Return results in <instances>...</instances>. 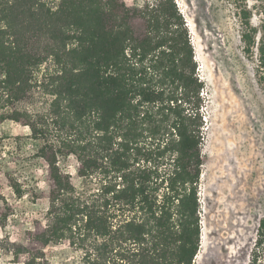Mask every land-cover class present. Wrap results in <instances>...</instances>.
<instances>
[{
	"label": "trees",
	"instance_id": "trees-1",
	"mask_svg": "<svg viewBox=\"0 0 264 264\" xmlns=\"http://www.w3.org/2000/svg\"><path fill=\"white\" fill-rule=\"evenodd\" d=\"M255 7L245 3L237 15L263 80L264 16L253 25ZM197 67L175 0H0V119L42 141L35 156L49 187L43 218L11 252L15 262L53 264L44 249L63 243L79 251V264H193L204 126ZM35 88L50 96L46 111L15 106ZM69 153L81 178L99 175L96 190L77 191L60 169L58 155ZM257 233L255 250L264 217Z\"/></svg>",
	"mask_w": 264,
	"mask_h": 264
},
{
	"label": "rangeland",
	"instance_id": "rangeland-1",
	"mask_svg": "<svg viewBox=\"0 0 264 264\" xmlns=\"http://www.w3.org/2000/svg\"><path fill=\"white\" fill-rule=\"evenodd\" d=\"M123 1L133 7L145 0ZM175 1L187 23L197 72L204 82L201 92L204 100L202 164L198 184L200 243L196 253L201 257L197 259L195 255L193 264H210L217 240L215 232L222 230L224 225L223 208L233 205L229 197L231 189L238 190V195L244 197L236 203L245 207L246 217V226H240L247 229L246 233L242 231L238 239L240 243L247 242V259L244 253L238 262L264 264V242L255 250L259 220L264 217V192L258 191V186H264V79L259 78L255 49L251 53L244 50L237 15L238 7L245 3L247 6L255 4L251 23L258 25L264 16L259 13L264 9V0H189L191 6L184 0ZM48 2L56 4L57 0ZM130 23L137 34L143 32L144 23L138 16L133 15ZM37 77L40 78V72ZM220 78L232 83L237 79L243 97L236 98L240 101L250 99L256 109L255 122H248L245 130L237 126L232 128L227 123L230 106L222 96ZM237 93L239 91L235 88L234 95ZM49 98L41 88H35L27 102L15 106L30 110L37 108L42 112L47 110ZM6 112L7 107L0 105V116ZM54 136L50 134L48 138ZM41 144L42 141L30 137L28 127L7 118L0 119V264H20L14 261L11 252L22 241L25 231L32 227L33 220L42 219L48 208L46 165L35 156ZM58 165L70 175L75 189L84 195L99 186V175L81 178L77 174L73 154L58 155ZM12 182L21 185L23 195L14 192ZM44 252L53 264H79V251L66 244L48 245ZM253 253L256 256L254 261Z\"/></svg>",
	"mask_w": 264,
	"mask_h": 264
},
{
	"label": "bare ground",
	"instance_id": "bare-ground-1",
	"mask_svg": "<svg viewBox=\"0 0 264 264\" xmlns=\"http://www.w3.org/2000/svg\"><path fill=\"white\" fill-rule=\"evenodd\" d=\"M184 1L187 2L188 6L192 5L191 1ZM219 80L222 96L226 101V105L230 106V110L228 109L227 111L228 125H230L232 128H236L237 126L238 129L245 130L248 122L254 123L257 118L256 109L253 107L254 105H252L250 99L240 101L239 98H236V96L243 97V89L237 79L234 83L231 81H225L222 78ZM235 88H237L239 91L237 95H234ZM258 187L259 193H261V191L264 192V186ZM230 193L231 195H229V197L233 200L231 201L233 205H227L223 208V212L225 213L224 225L222 226V230L219 229L215 232L217 240L215 245H213V251L210 255V264H239L238 259L243 256L244 253L245 259H247V242L240 243V239H238L241 235V232L243 231V233H246L247 230L240 228V226H246V217L244 214L245 207L236 203L237 200L241 198L244 199V197L239 196L238 190L236 189H231ZM239 215L243 216L241 217ZM236 243L239 245L236 246ZM195 257L199 259L201 255L197 254Z\"/></svg>",
	"mask_w": 264,
	"mask_h": 264
}]
</instances>
